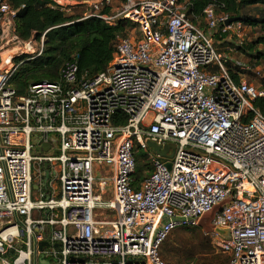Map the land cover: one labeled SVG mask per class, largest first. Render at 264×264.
I'll list each match as a JSON object with an SVG mask.
<instances>
[{"label":"built area","instance_id":"1","mask_svg":"<svg viewBox=\"0 0 264 264\" xmlns=\"http://www.w3.org/2000/svg\"><path fill=\"white\" fill-rule=\"evenodd\" d=\"M45 1L126 33L96 77L71 61L19 95L12 78L47 32L24 38L0 0V264H169L166 239L204 221L229 264H264V68L227 58L242 22L216 4L197 19L180 0ZM139 151L153 171L137 187Z\"/></svg>","mask_w":264,"mask_h":264},{"label":"trees","instance_id":"2","mask_svg":"<svg viewBox=\"0 0 264 264\" xmlns=\"http://www.w3.org/2000/svg\"><path fill=\"white\" fill-rule=\"evenodd\" d=\"M190 4V15L202 20L205 9L211 4H216L217 13L225 14L229 18L241 17L240 22L245 27L260 28L264 31V12L259 18L249 16L246 9L262 6L264 0H180ZM10 6L19 13V28L24 38L28 39L33 33L42 36L47 32L44 55L33 62H25L14 75L11 86L19 95H24L31 83L43 81L56 82L60 79V71L65 64L78 61L80 73L89 78L96 77L104 72L111 63L114 53L116 36L126 33V24L116 28L110 27L97 18L81 20L83 15L64 13L60 10L46 6L45 0H7ZM84 14V13H83ZM258 46L264 47V35L259 36L255 43L249 45V50ZM255 64L264 58L262 53H249ZM254 66H258L257 64ZM239 71V70H238ZM231 74L238 83L240 77L231 70ZM255 106L264 114V99L256 101ZM125 123V120H120ZM136 181L138 184L149 176L152 164L144 152L137 153ZM196 229V228H194ZM178 230H193L182 228ZM177 231V230H176ZM175 232V231H174ZM173 232V233H174ZM170 236L160 249L163 261L174 260L180 252V259L191 255L189 249L183 246L180 250L171 245ZM208 254L213 253L207 248ZM216 256V255H215ZM218 264H229L230 256H222ZM166 262V261H165Z\"/></svg>","mask_w":264,"mask_h":264},{"label":"rangeland","instance_id":"3","mask_svg":"<svg viewBox=\"0 0 264 264\" xmlns=\"http://www.w3.org/2000/svg\"><path fill=\"white\" fill-rule=\"evenodd\" d=\"M262 12H264V7H254V8H248L246 9V13L249 16L259 18L260 15H262ZM75 15H83L84 10L83 9H75L74 10ZM201 26L204 28L206 27L205 22H200ZM264 31H262L260 28L253 29L251 27H246L242 31V40H244L243 46L239 47L241 54H236L231 50V52H228L227 58L232 61L233 64H243L242 61L246 63L255 64L254 60L252 59L250 52L253 54L256 53H262L264 52L263 46H258L257 48H254V50H249L248 47L252 43H255L259 36H263ZM224 38L230 40L231 35H225ZM219 39H222L220 37ZM222 46H232L229 45V43H226ZM220 50L222 52H226L225 47H220ZM237 55V56H236ZM257 64V63H256ZM255 64V65H256ZM261 68H264V58L260 60V63L257 64ZM247 78H252V73H246L245 74ZM254 82L256 85L259 84V80L256 79ZM167 151H170V147H165ZM110 170V169H108ZM170 243L174 247H176L177 250H180L183 246H186L187 249L191 252V255L187 256V258L182 257L180 259V252L177 253L176 258L174 260H166L169 264H218L223 257H228L227 254H224L221 250L220 243L217 238H215L212 233L211 229L207 222H202L201 226L193 229V230H177L174 233L170 235ZM207 248H211L213 253L208 254ZM216 255V256H215Z\"/></svg>","mask_w":264,"mask_h":264},{"label":"water","instance_id":"4","mask_svg":"<svg viewBox=\"0 0 264 264\" xmlns=\"http://www.w3.org/2000/svg\"><path fill=\"white\" fill-rule=\"evenodd\" d=\"M240 20H241V17L229 18V19L226 21V25L229 26V25H231L232 23H234V22H238V21H240ZM148 146L154 151L155 154L161 156L162 158L169 159V160L173 158V155H168V154H167L168 151H167L166 149H163L162 147L157 146V145L154 144V143L148 142ZM169 147H170V146H169ZM173 148H174V147H173ZM49 149H50V145H49V144H45V145L43 146V150H44V151L47 152ZM166 165H167V167H168L169 169H171V167H172L171 162H167ZM44 167H45V169H46L45 183L47 184L48 179H49V177H50V171H49V169H48V168H49V164H48V163H45V164H44ZM37 188H38V187L35 186V189H37Z\"/></svg>","mask_w":264,"mask_h":264},{"label":"crops","instance_id":"5","mask_svg":"<svg viewBox=\"0 0 264 264\" xmlns=\"http://www.w3.org/2000/svg\"><path fill=\"white\" fill-rule=\"evenodd\" d=\"M222 25V24H221ZM219 29L220 28H216V29H214V30H211V31H209L208 33L209 34H211V35H213V36H215V37H217V38H219V33H220V31H219ZM220 48V47H219Z\"/></svg>","mask_w":264,"mask_h":264}]
</instances>
